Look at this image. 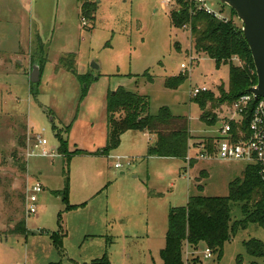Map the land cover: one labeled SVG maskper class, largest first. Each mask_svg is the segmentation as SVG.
<instances>
[{
    "label": "rangeland",
    "instance_id": "rangeland-1",
    "mask_svg": "<svg viewBox=\"0 0 264 264\" xmlns=\"http://www.w3.org/2000/svg\"><path fill=\"white\" fill-rule=\"evenodd\" d=\"M90 1L96 3L93 22L82 21L80 0H0V264H90L104 256L111 264H164L160 251L170 209L187 206L195 196L228 197L229 185L248 166L201 158L199 146L219 137L222 122L202 123L192 93L196 88L217 96L221 88L227 92L230 69L195 54L189 30L171 25L176 7L162 0ZM207 2L232 18L227 5ZM232 19L243 29L237 16ZM41 64L36 100L31 76ZM180 74H187V81L178 90L167 89L166 79ZM79 77L92 79L85 96ZM119 87L148 96L151 115L168 107L189 118L192 165L149 157L154 140L138 131L125 133L109 156L98 154L107 141V96ZM229 109L223 105L215 112L230 118ZM55 131L73 152L69 161L58 153ZM38 135L59 156L27 159L20 139ZM37 183L43 189L38 212L28 216V191ZM66 193L71 205L85 207L68 212ZM232 219L243 220L238 206ZM21 222L25 236L17 230ZM60 228L63 252L52 241ZM253 239L264 243L261 227L240 230L219 262L204 259V246L195 256L186 248L185 264L192 257L201 264H264V258L247 253L245 243Z\"/></svg>",
    "mask_w": 264,
    "mask_h": 264
},
{
    "label": "trees",
    "instance_id": "trees-1",
    "mask_svg": "<svg viewBox=\"0 0 264 264\" xmlns=\"http://www.w3.org/2000/svg\"><path fill=\"white\" fill-rule=\"evenodd\" d=\"M80 2L82 21L93 22L96 3L90 0H80ZM173 5L176 9L170 12L171 25L179 30H189L192 50L195 54L199 57L207 56L215 62L218 69L222 66H228L230 69L227 92L221 88L218 96L214 92H207L193 98L202 110L200 121L209 127L215 126L220 121L215 110L223 105L232 106L240 97L249 93L251 88L257 86L258 78L252 52L244 37L243 29L232 19L237 16L233 10L230 20L221 21L188 0H174ZM176 48L180 49L179 43ZM235 60L240 61V64H235ZM42 70L41 64L40 72ZM149 78V82H153V79ZM79 79L83 84L85 96L92 79L88 77H79ZM187 79V74L167 78L165 87L169 90H178ZM36 86L37 84H32L31 94L37 100L39 93ZM106 117L107 141L106 146L98 151L99 155L109 156L120 146L125 133L138 131L155 137L154 143L148 150L149 157L172 158L186 162L190 143L193 140L189 118L174 115L168 107L161 108L157 115H151L150 98L129 92L123 87L108 94ZM249 121L250 114L240 126L233 125V128H240L248 134ZM55 137L59 142L60 155L69 161L73 152H68L67 141L59 133H56ZM27 139L26 137L20 139L23 149L26 148ZM214 141L215 139H210L204 145L208 153H213ZM192 163L193 160L191 165ZM20 167L23 172H27L25 163ZM229 191L228 197H191L187 206L170 210L166 243L160 252L164 264H185L186 248L188 247L192 251V256H195L203 246L209 249L219 262L223 257L225 245L231 242L240 230H246L251 225L259 226L264 230V178L259 167L248 165L242 177L229 185ZM64 201L67 203V211L77 209L69 204L67 193ZM235 206L240 208L243 220L233 221L232 213ZM17 230L20 231L21 236L27 234L24 222L20 223ZM62 232L60 228V231L52 236L53 245L59 252H63ZM245 246L250 256L264 258L263 242L253 239L246 242ZM192 258L191 264H201L198 257ZM91 264H111V262L107 256H104Z\"/></svg>",
    "mask_w": 264,
    "mask_h": 264
},
{
    "label": "built area",
    "instance_id": "built-area-1",
    "mask_svg": "<svg viewBox=\"0 0 264 264\" xmlns=\"http://www.w3.org/2000/svg\"><path fill=\"white\" fill-rule=\"evenodd\" d=\"M188 1L194 3L199 9L205 11L208 15L214 16L218 20H227L223 14L211 7L207 0ZM162 2L164 5L170 6L173 5L174 0H162ZM181 68L182 70L187 69L186 65H182ZM207 92H211L210 89L196 88L193 90L192 98H196L200 94ZM229 113L232 115L230 118L224 117L221 119L219 117L222 125L218 130L219 137L214 141L213 153H208V150L203 145L199 147L202 149L201 158L217 159L221 162H244L247 165H255L259 167L260 173L264 178V99L258 98L249 92L230 106ZM249 114L248 134L240 128H233V125L240 126ZM59 155L55 149H48V141L43 139L41 135L37 137L33 136V138L28 137L25 152L27 159L35 157L55 158ZM186 161L190 162L192 159L187 157ZM122 166L121 163H117L115 168L121 169ZM42 190V185L39 183L29 189L27 199L30 206L29 208L26 207V214L28 216L38 212L36 207L37 195ZM203 255L206 260H210L213 257L209 249H206Z\"/></svg>",
    "mask_w": 264,
    "mask_h": 264
},
{
    "label": "water",
    "instance_id": "water-1",
    "mask_svg": "<svg viewBox=\"0 0 264 264\" xmlns=\"http://www.w3.org/2000/svg\"><path fill=\"white\" fill-rule=\"evenodd\" d=\"M230 7L243 23V34L252 52L258 84L249 92L264 99V0H219ZM95 69L99 67L94 66ZM40 81V69H33L31 82ZM124 173H122L123 175Z\"/></svg>",
    "mask_w": 264,
    "mask_h": 264
},
{
    "label": "crops",
    "instance_id": "crops-1",
    "mask_svg": "<svg viewBox=\"0 0 264 264\" xmlns=\"http://www.w3.org/2000/svg\"><path fill=\"white\" fill-rule=\"evenodd\" d=\"M15 5H17V6H20V4L19 3H16ZM191 132V131H190ZM192 133V132H191ZM144 134H147V133H144ZM149 135V134H148ZM150 136V135H149ZM151 138H153V140L155 141V137H153V136H150ZM153 140H152V142H153ZM154 143V142H153ZM152 144V143H151ZM150 144V145H151ZM150 145H149V147H150ZM190 147H191V143H190ZM149 150V149H148ZM68 152H70L69 151V148H68ZM177 160H179V159H177ZM122 174V173H121ZM70 204V203H69ZM71 205V204H70ZM85 205H86V203H84V204H81V205H71V206H74V207H77V208H81V207H85ZM175 208H177V207H175ZM76 210V209H75ZM75 210H73V211H75ZM171 210V209H170ZM73 211H68V212H73ZM169 213H170V211H169ZM168 217H169V214H168ZM27 230V229H26ZM168 231V230H167ZM166 234H167V232H166ZM21 236V235H20ZM90 237H95V236H90ZM107 242H112L111 241V238L110 237H107ZM165 243H166V236H165ZM187 249H189L188 247H187ZM161 252V251H160ZM93 261H95V260H93ZM92 261V262H93ZM91 262V263H92ZM90 263V264H91Z\"/></svg>",
    "mask_w": 264,
    "mask_h": 264
}]
</instances>
